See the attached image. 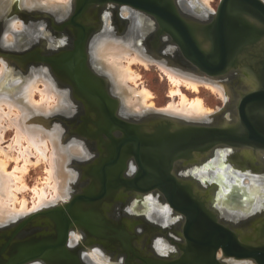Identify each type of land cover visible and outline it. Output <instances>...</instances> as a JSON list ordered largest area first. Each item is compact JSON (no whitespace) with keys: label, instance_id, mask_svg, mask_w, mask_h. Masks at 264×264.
I'll return each instance as SVG.
<instances>
[{"label":"water","instance_id":"95a60500","mask_svg":"<svg viewBox=\"0 0 264 264\" xmlns=\"http://www.w3.org/2000/svg\"><path fill=\"white\" fill-rule=\"evenodd\" d=\"M107 2L129 5L152 16L160 32L168 34L178 44L185 58L209 76L227 73L236 65H240L239 54L249 46L255 47L259 38L264 37V0H221L213 21L206 25L203 31L193 26L180 13L174 0H75L74 12L70 15V20L60 25L63 27L71 24L82 28L83 25L77 19L85 9L90 5ZM43 15L54 21L50 14L43 13ZM85 41L86 30L78 33L74 47L66 54L43 53L46 52V46H41L22 54L0 48V55L22 59L23 64L32 60L35 65L45 64L57 77L60 76L59 73L66 74L71 85L73 84L78 91L80 89L91 103L100 109L99 129L113 140V146L116 148L114 160L120 157L125 147L134 146V149H127L124 154L128 156L132 153L135 156L139 171L135 179L123 184L142 191L156 187L161 190L165 203L170 205L172 212L182 217L179 235L183 241L178 243L180 252L175 258L156 259L138 255L130 244V233L127 229L111 227L112 232L102 230L105 227L99 224L100 220H97L94 214L95 208H89L87 213L80 214L78 208L83 203L94 205L108 195L107 172L104 168L100 172L103 188L98 193L74 194L69 201L40 209L24 217L17 224L10 240L27 226L47 220L53 223L55 235L51 239L21 246L8 264H28L34 260H40L44 264L67 262V264H75L80 258L76 252L82 248V245L76 248L69 245L70 231L75 227L82 228L91 235L90 240L86 241L89 245L99 244L110 238L121 241L124 246L125 242H128L127 246L134 252L133 255L142 260L137 264H224L227 258L251 259L257 264H264V240L256 243L246 239L241 240L239 231L235 227L218 219L216 211L209 204L208 194L195 191L189 183L180 180L172 173L176 160L195 151L209 150L216 144L227 146L245 144L257 146L264 151V79L260 89L243 94L237 104L241 130L219 124L209 126L192 124L168 131V128L160 125L150 136H141L137 132L139 128L137 125L130 124L117 116L113 108L116 101L106 91L98 88L97 84H91L89 87L86 85L89 80L85 81L82 77L84 72L89 73ZM247 65L253 68L252 63ZM261 65V72L264 74L263 59ZM115 131H121L123 136L116 138L113 134ZM142 146L147 148V154H141ZM110 163L112 161L107 165ZM127 226L130 229L134 227L130 222ZM158 231L162 229L158 228ZM133 236L136 237L134 233L131 237ZM84 251L88 252L87 248ZM220 251L221 256H219Z\"/></svg>","mask_w":264,"mask_h":264},{"label":"bare ground","instance_id":"6f19581e","mask_svg":"<svg viewBox=\"0 0 264 264\" xmlns=\"http://www.w3.org/2000/svg\"><path fill=\"white\" fill-rule=\"evenodd\" d=\"M42 1L46 3L48 7L51 6V8L61 7L66 13L71 5V3L69 5L68 0H26L31 8H36ZM112 4L113 3H109L108 7ZM181 4L187 9L194 7L193 9L197 10V12L199 11L196 16H200L201 18H204V20L205 16L202 13L205 12V9L207 11V8L211 9L210 0H181ZM123 7L125 15H129V17L133 18V25L135 24V28L132 31V34L126 37H120L118 35L119 32L118 34L116 33L118 29L115 31L113 26H111L109 17L107 24L108 27L105 29V32L103 34H98L87 50L89 49L93 66L109 79L112 93L117 99H120V113L126 115L130 113H142L144 110L151 109L155 105L152 101L150 102L153 97V93L150 89L145 85L142 86V89L133 87V84H137L136 79L139 76V73L134 70L133 65L135 63H142L144 66L148 67L150 61L154 60L149 56V52H147V44H143L145 42V36L141 34L139 29L140 25H142L141 19L150 18L154 21L156 20L149 14L129 5H124ZM208 15L209 13L206 17H208ZM215 15L216 13L214 14V17ZM187 19L189 21L192 20L191 24L198 27L200 31H203L205 26H208V24L213 21L212 20L208 24L200 25L195 24L196 21L194 19H190L189 17ZM23 27L24 23L22 21L13 22V24L8 27V30L5 31L3 43L14 44L16 42L15 40L18 39V30H20V28L23 29ZM29 34H32L31 30L29 31ZM140 34L141 36L139 38ZM161 34L166 33L161 32ZM166 35L168 36V34ZM63 39L65 40V38ZM141 40H143V43ZM263 40L258 41V43L256 42V46ZM252 47L254 49V45L249 46L248 48ZM240 55L242 54H239L238 60ZM189 64L194 70L198 71V73L205 74V76H203L204 78L188 73L186 71L187 68H184L180 63L172 64L170 61L169 63L158 62L157 65H159L161 71L167 75L168 80L170 81L169 96H171V101L167 105L166 110L164 109L161 111V115L166 117L173 116L175 119L181 118L180 120L187 119L190 121L193 120L192 122H199L196 124L190 123L194 124V126L219 124L224 127H229L230 129L241 130L237 104L243 94L259 88V85L253 87L257 82L253 74L248 73L244 69H236L241 66L240 64L230 69L227 73L218 76H209L204 73L203 70H200L195 64L191 62ZM234 72L235 75L238 76V79L243 82H241L239 86L235 85L229 89L231 83L227 84L225 81L230 82L229 77L233 78ZM7 75H9L8 67L2 63L0 65V224L10 222L28 211L27 200L24 197L21 201L19 200L20 208L17 207L16 203L19 202L17 193L27 189V184L24 181V174L28 171L29 165H37L41 162L44 163V171L46 174V178L44 177L45 179H43V184L32 188V194H34V198H32L37 201L33 207L36 208V206L38 207L39 205L42 206L43 204L52 203L55 200H61L66 194H68V188L71 185L70 182L72 180V174L67 170L70 160L73 155L83 156L85 154L81 145H67L65 143L64 132L61 126H53L54 123L51 125L47 123L48 119L59 112L70 115L73 113L75 106L71 101L68 91H62L61 88H58L56 81L50 76L46 68L41 69L40 71L32 70L30 74L32 75V78L26 79L24 83H26V81L27 83L23 86L22 84L18 86V84L13 82L7 77ZM82 77L85 81L89 80L86 83L88 87L91 84H96V80L92 77L88 78L86 72L82 74ZM7 78L10 82L6 81ZM217 78L219 80L222 79L220 81L228 87L214 81V79ZM131 82L133 83V86L131 85ZM201 84H205V86L207 85V87L212 89L213 92L223 97V100H225L226 103L235 98L234 93L237 94V99L232 103L235 107V117L228 119L231 117L222 118L221 116L218 122L201 123L208 120V118L215 113L206 107L204 100L200 96L190 98L181 89V86H184L193 92H198L199 85ZM245 85H247L248 88H243ZM176 96H179V100L177 101ZM230 115H233V113L228 114L227 116ZM165 119L171 121L170 124L173 126L182 124L174 118ZM190 124L189 126H192ZM8 130H12L13 132L12 142L8 144V146H3L2 143L5 141ZM221 146L222 145L216 144L211 146L209 150L192 152L191 155L189 154L188 158L206 155V153L215 150V148H222ZM225 147H227V145ZM228 148L232 150L249 148L254 151L260 149L257 146L254 147L245 144L230 146ZM222 151L221 160L218 159L216 162L213 161L214 163L204 170L206 172L199 173V176L203 180H211L218 183L220 188H222V191H220L221 196L217 197L221 203L230 208L229 212L235 214L236 217L239 214H247L250 211H255L257 207L264 204L263 201H258L256 194L257 190L262 189L261 187L264 185V178H252L250 175L243 173L240 169L238 170L235 167L237 166V163L241 162L240 164H243L242 162L247 160L244 152L237 150V152H235L236 154L232 153L234 156H231L229 150L226 149V151H224L223 149ZM214 157L216 159V156ZM230 158L237 160L238 162H233ZM11 160L14 162L12 170L9 169ZM244 167H246V165ZM154 195H149V197L156 199ZM253 196L255 202L254 204L252 202V204L249 205L252 201H250V199ZM152 202L153 208L150 210L151 217L166 222L169 209L157 205V200L153 199ZM212 205L213 204H210V206ZM79 229L75 227L73 230V232L75 231L74 233H71L70 231L68 241L70 245H74L75 242H81L82 234ZM243 231L244 230H242V234L245 233ZM243 237L252 243L259 240L257 237L253 236V232L252 234H243ZM164 242L160 240L158 246L165 252L167 247L165 248L164 245L166 244ZM87 250L88 252H86L85 257H83L85 261H91L93 264H115L109 259L110 257L102 254L99 248L92 250L89 247ZM226 261L227 264H257L251 259L227 258ZM28 264H43V262L40 260H34Z\"/></svg>","mask_w":264,"mask_h":264},{"label":"flooded vegetation","instance_id":"af4514ba","mask_svg":"<svg viewBox=\"0 0 264 264\" xmlns=\"http://www.w3.org/2000/svg\"><path fill=\"white\" fill-rule=\"evenodd\" d=\"M174 2L180 13H182V15L186 18L189 17L190 19H194L196 21L195 24H208L214 18L215 13H212L213 11L209 12L210 16L207 17L209 19L204 20L200 16H196L199 11L197 12V10L195 9H187L186 7L182 6L181 0H174ZM109 3L113 2L88 6L81 14L82 16L80 15L77 19L78 22L83 25L82 28L75 27L71 24H67L63 27L60 25L64 21H69L70 16L66 17L59 23L57 22V24L59 25L58 28L63 30L61 31L63 35H60V37L62 38H60V40H63L64 43L60 44V47L58 46L54 50L48 51V53L52 54V52H54L55 54H59L60 52H63L66 54V52H70L74 47L75 40L78 38V33L86 30V41L84 47L87 61L89 60L87 63L89 69V73H87L88 77H92L93 79H95L98 88L103 89L112 98H114V100L116 101V105L113 106V108L116 111L117 116L128 121L130 124L137 125L139 127L137 129L139 135H146L148 137L156 130V127H159L160 125L161 127L168 128V131H173L176 129L188 127L190 123H197L180 120V123L182 124L173 126L170 124L171 121L165 119L171 117H163L154 113H145L142 115L134 116L127 114L124 115L120 113L119 109L121 108L118 107L119 102L117 97H115V95L112 93L111 85H109L105 76L101 74V72H99L96 67L93 66L89 54V49L87 50V48H89V45L98 36V34H102L108 27V17H110V24L111 26H113L114 30L117 31L118 29L116 33L118 34L119 32L118 35L120 37H126L127 33L132 31L131 27H133V18L129 17V15H125L123 10L124 5L113 3L110 7H108ZM202 14L206 17L208 11L205 10V12H203ZM189 22L191 23L192 20ZM142 27L145 28L146 33L144 40L148 48L150 47V49H155L152 50L153 52H155L159 56L172 55L174 59H178L179 63H190L182 55L179 46L172 40V38L169 35L167 36L166 34H161L156 21L147 18L144 20V24L142 25ZM63 38H65V40ZM263 38L264 37L259 38V41L263 40ZM154 44L157 48L154 47ZM170 46L173 48L172 53L170 51ZM248 49L243 50L240 53L242 54L239 58L241 66L237 67L236 69H244L248 73H252L257 81L256 85H254L253 87H257L259 85V88L256 89H260V87H262L261 82L264 79V74L261 72V60H264V40L260 42L256 47H254V49ZM247 63H252V67L254 69L250 68ZM59 74V79L62 81L65 87L69 88L70 94L75 98L76 101L75 115H73V117H70V119H68L69 117H67L66 124L68 125V129L71 133L77 134L82 140L86 142V148L90 154L87 159L79 160L77 163V168L79 170V179L77 181L78 183L76 186V192L73 193V195L82 193L96 194L101 191L103 188V183L100 177V172L104 168H106L107 172L106 187L109 192L108 195L103 200L95 202L94 205L83 203L80 207V210L78 211H80V214H84L87 213L86 211H88L89 208H95L94 214L95 216H97V220H100L99 224L104 225L105 228H102V230L104 231L107 230L112 232L111 227L117 229H127L128 233H130V244L135 250L140 251L142 256H151L153 258L155 257L156 259H159L160 257H177L180 252L178 249V243L183 241L181 236L179 235L182 226V217L175 212V214L167 217L166 222H162L161 219L151 217L150 210L152 203H150V201L155 198L149 197V195L155 194V200L158 199L159 202L163 201L162 203L164 204V197L162 196L161 190L156 187L148 191H142L123 184L124 182L135 179L139 171V164L135 156L132 153L128 154V156L124 154L127 149H134V146L131 145V147H125L120 157L114 160V151L116 148L115 146H113V140L108 138L104 133H101L99 129V125L101 123V116L99 115L100 109L94 103H91V101L80 91V89L78 91V89H76L73 84L71 85L70 79L66 74ZM229 79L232 87H234L235 85L239 86L240 83L243 82L242 80L238 79V76L235 75V72L233 78L229 77ZM245 87L248 88L247 85H245L243 88ZM234 95L235 98L228 103V106L230 107L226 105L223 109H221V111L218 112V118H220L221 116L222 118H225V112H227L229 109H232L235 114V107L234 105H232V103L237 99V94L234 93ZM215 122L217 121L204 123ZM113 134L116 138H121L123 136V133L121 131H115ZM225 146L226 145H222V148H215V150L206 153V155H201L193 158H188L189 155H187L176 160L173 164L172 173L180 180L189 183L195 191L202 194H207L209 192L214 193L216 190V192H220L222 191V188H220L218 183L211 180H203L199 176V173L206 172L204 170L209 165L211 166V164L216 162L218 159L221 160V154L223 152L222 150L224 149V151H226L227 149L229 150L231 156H234L233 154H236L235 152H237V150L245 153V158L247 160H245L246 162L243 161V164H240L241 162L236 164L237 166L235 167L238 170L240 169V171L250 175L252 178H261V175H264V151L260 149L254 151L249 148L232 150L228 148L230 146ZM146 152L147 148L142 146L141 154H147ZM214 156H216V159ZM209 159L212 161H210ZM230 159L233 162H238L237 160H234L232 158ZM109 161H112V163L107 165ZM245 165L246 167H244ZM217 213L218 211H216V214ZM95 216H93L92 218L94 219ZM22 219L23 218H20L12 223L6 224L5 226H0V264H8L10 258L19 251L18 249L21 246H27L31 243L38 242L39 240L51 239L55 235V231L52 226L53 223L47 220L43 221V223L40 224L27 226L22 230V232L20 231L13 239L10 240V237L16 229L17 224ZM218 219L229 226H234L233 222H231L230 220H226L225 218L222 219L220 215H218ZM128 222H130L131 226L133 225L134 227L130 229L127 226ZM236 227L242 239L245 240L243 234L247 235V233L252 234L253 232V236L259 239L258 241L256 240V242L263 241L264 204L260 208L256 209V211H254L252 217H239L238 225ZM158 228L162 229V231H158ZM242 230H244L243 232L245 233L242 234ZM133 233L136 235L135 238L134 236L131 237ZM129 235H127V237H129ZM159 239H164V241H166V245L164 246L165 248L167 247V250L165 249V252L158 246ZM127 243L128 242H125V246H127ZM99 244L108 251L113 252L114 255H118L119 253L121 254L123 248H125V246L122 245L121 241L119 242V240H116L115 238L113 240L110 238V240L108 241H103L101 243L99 242ZM126 249L130 250L128 246L126 247ZM76 254H79V250L76 252ZM72 262H75V260H72Z\"/></svg>","mask_w":264,"mask_h":264},{"label":"rangeland","instance_id":"374dc122","mask_svg":"<svg viewBox=\"0 0 264 264\" xmlns=\"http://www.w3.org/2000/svg\"><path fill=\"white\" fill-rule=\"evenodd\" d=\"M220 1L221 0H210V8L211 9L207 8L208 13L210 11H213L212 13H216L218 6L220 4ZM193 8L194 7H192L191 9L193 10ZM66 11H67V9H66ZM73 11H74V0L71 1V5L68 8L67 13L65 11H63L61 7H59V8H51V6L48 7V5H46V3H44L43 1L40 2L39 6L37 5L36 8L35 7L31 8V6L27 4L26 0H23V2H22V0H0V48L22 54L26 51L34 50V49L41 47V46H46V52H43V53H47L48 51H52L55 48H57L58 46L60 47V44H61L60 41H63V40H60V35L62 34L61 31H63V30L56 27L55 24H57V22L59 23L60 21H62L66 17H69ZM43 13L50 14L54 21H52L51 18L44 16ZM208 16H210V14ZM208 19L209 18L205 17V20H208ZM144 20L145 19H141L142 25L144 24ZM15 21H20V22L22 21L24 23V27H23V29L20 28V30H18V34H17L18 39L15 40L16 42L14 44H4L3 43V37L5 36V31H7L8 27H10V25H12L13 22H15ZM142 25H140L139 30L141 31V34H143L145 36V34H146L145 28L142 27ZM134 26H135V24L133 25L132 31L135 28ZM30 30L32 33L31 35L29 34ZM132 31L127 33V36L131 35ZM141 34L139 35V38H140ZM141 41L143 43V40H141ZM143 44L146 45L145 42ZM154 47H156L155 44H154ZM170 48H171L170 51L172 53L173 48L171 46H170ZM146 49H147V52H149V56L151 58H153L154 60L150 61L148 67L144 66L142 63H135L133 65L134 70H136L137 73H139V76L136 79L137 84H133L131 82V85L133 84L134 86L133 85L132 86L136 87L138 89H142V86L145 85L148 89H150L153 93V97L151 98L150 102L152 101L155 105L153 108L148 109V110L146 109L142 113H130L127 115L134 116V115H142L145 113H154V114H158L160 116H163V115H161V111L164 109L166 110L167 105L171 101V96H169L170 81L168 80L167 75H165V73H163V71H161V68H159V65H157V64H158V62L169 63V61L172 64H175V63L177 64V63H179V61H178V59L177 60L174 59L172 55H164V56L163 55L162 56L157 55L155 52L152 51V50H155L154 48L150 49V47H149ZM19 60L20 59L17 60V59L7 58V57L0 55V65L2 63H4L5 66L8 67L9 75H7V77H9L16 84H18V86H20L21 84L23 86L24 84L27 83V81H26V83H24L26 79L32 78V75H30L32 70L33 71H35V70L40 71L41 69L46 68V70L49 72L50 76L56 81L58 88L59 89L61 88L62 91H68L69 96L71 98V101L75 106L73 113H71L69 115V114L59 112L56 115H54L53 117H51L50 119H48L47 123L50 125L54 123L53 126H57V125L61 126L63 129V132H64L65 143L67 145H71V144L81 145L82 149H84V151H85V154L83 156L73 155L72 159L70 160L69 167L67 170L69 172H71V174H72L71 179L72 180L70 182L71 185L68 188V194H66L65 197H63L61 200H55L56 202L54 201L52 203H48L45 205L43 204L42 206L39 205L38 206L39 208L37 206H36V208L33 207V206H35V204H36L35 202H37V201H36V199L35 200L33 199L34 194H32L33 193L32 188L34 186H37V185L41 186L44 182L43 179L46 178V174L44 171V163L41 162L37 165L36 164L35 165L34 164L29 165L28 171L25 172V174H24V181L27 184V187H26L27 189L26 190L24 189L23 191H20V193L19 192L17 193L18 194V201L19 200L21 201V199L23 197L27 200L26 203H27L28 211H26L27 213L25 212V214L19 215L17 218L13 219L10 222L0 224V226H3V225L5 226L6 224L12 223V222L16 221L17 219L24 218V217L28 216L29 214H31L35 211H38L40 209L56 206V205H59L61 203L66 202V201H69V199L72 197L73 193L76 192V186L78 183L77 181L79 179V170L77 168V163L79 160L87 159V157H89V155H90L87 148H86V142L84 140H82L77 134L71 133L68 129V125L66 124V118L69 117L68 119H70V117H73V115H75V111H76V101H75L74 97L70 94L69 88L65 87L63 85V83L59 79V77H57L56 74L47 65H45V64L35 65L36 63L33 60L27 61V62L25 61V64H23V63H21L22 59L20 61ZM181 61H182V59H181ZM180 64H182L184 68H187L186 71L188 73L204 78L203 76H205V74L200 73V72L198 73V71L194 70V68H192L188 62H184V63L180 62ZM105 78L109 83V79L107 77H105ZM220 80H222V79H220ZM220 80L218 78L214 79V81H216L217 83L219 82L220 84H224ZM6 81L10 82L8 80V78ZM225 82L227 84L230 83L229 81H225ZM109 85H110V83H109ZM226 87H228V86H226ZM230 88H232V86H229V89ZM181 89L190 98H195L197 96H200L204 100V104L206 105V107L210 111L215 113V114H212L208 118V120L203 121L201 123L211 122V121H217L218 122V120L220 119V118H218L219 117L218 112L221 111L220 109H223L226 105L228 106V103H229V102L226 103V101L223 100L224 99L223 97H221L219 94L213 92L212 89L207 87V85L205 86V84L199 85V91L198 92H193L184 86H181ZM178 97L179 96H176V101L179 100ZM119 100L120 99H118V102H119V106L121 108V101H119ZM122 111L124 112L123 109H122ZM231 113H233V115L227 116L228 114H231ZM163 117H166V116H163ZM169 117L175 119V117H173V116H169ZM225 117H227V118L231 117L228 119H232L233 117H235L234 111L232 109H229L227 112H225ZM180 119L181 118H179V120ZM182 121L192 122L193 120L190 121L187 119H182ZM197 123H199V122H197ZM12 138H13V132H12V130H8V132L6 133L5 141L2 143L3 146H8V144H10L12 142ZM13 166H14V162L11 160L10 164H9V169L12 170ZM261 174H263V173H261ZM261 176H262L261 178H264V175H261ZM261 188H262L261 190H257L256 194H257L258 201H263V203H264V185ZM216 191L214 193L213 192L208 193V196H209L208 199L210 200L209 202H210V204H213L212 209L215 211H218L217 214L220 215V217L222 219L225 218L226 220H230L231 222H233L234 226H232V227L237 228L236 226L238 225L239 217H241V216L252 217L253 216L254 211H252V212L250 211L247 214H239L236 217L235 214H232L231 212H229V209H230L229 207H227L223 203H221V201L218 198L219 196H221L220 192H216ZM220 199H222V198H220ZM20 201L18 203H16L17 207H19V208H20ZM250 201L251 202L249 203V205L252 204V202L254 204V202H255L254 196L251 197ZM33 202H34V204H33ZM160 202H163V201H160ZM160 202L157 199L156 204L159 206L165 207V208L167 207L169 209V213H168L167 217H169L170 215H172L174 213V212H172V208L170 207V205L165 203V201H164V205H163V203H160ZM150 203H152L151 208H153V202L150 201ZM262 205H260L256 209L260 208ZM32 207H33V209H32ZM80 207L81 206H79L78 210H80ZM231 218H232V220H231ZM79 230L81 231V234H82L81 242H75L74 245L69 244L73 248H74V246L76 248L77 246L82 245V248H80L79 254H78V257H80L79 261L76 262L75 264H83V263L84 264H93L91 261L87 262V260H86V262H85V260H83V257H85V253H86L84 251V249L88 248V246L92 250L99 248L100 252L102 254H105L106 256L110 257L109 259L112 262H114L115 264H131V263L137 264V263L142 262V260L140 258L133 255L134 252H136V254H138V255H142L140 251L134 249L135 251L133 252L132 250H128L126 248H123L121 254L119 253L118 255H114L113 252L108 251L107 249L102 247V245H100L98 243L90 244V245L88 243H86V241L90 240L91 235L87 234V232H84L82 230V228ZM74 232H73V230L71 231V233H74ZM239 237L242 240L240 235H239ZM160 240L164 242L163 239H159L158 243L160 242ZM164 243L166 244V241ZM219 253L221 256L222 255L221 251ZM224 264H227V261H225Z\"/></svg>","mask_w":264,"mask_h":264},{"label":"clouds","instance_id":"9594fccd","mask_svg":"<svg viewBox=\"0 0 264 264\" xmlns=\"http://www.w3.org/2000/svg\"><path fill=\"white\" fill-rule=\"evenodd\" d=\"M68 3H69V5H70V3H71V0H68ZM61 43H64V41H61Z\"/></svg>","mask_w":264,"mask_h":264}]
</instances>
